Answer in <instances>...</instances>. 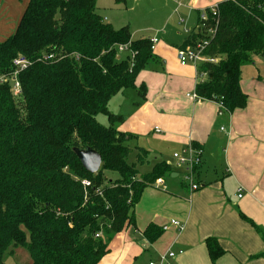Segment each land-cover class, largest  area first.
Listing matches in <instances>:
<instances>
[{
  "label": "trees",
  "instance_id": "1",
  "mask_svg": "<svg viewBox=\"0 0 264 264\" xmlns=\"http://www.w3.org/2000/svg\"><path fill=\"white\" fill-rule=\"evenodd\" d=\"M27 1L14 34L0 42V75L11 72L18 57L29 62L18 75L20 99L11 83L0 84V264L19 248L30 264H100L114 237L135 226L144 190L174 173L164 162L140 173L149 162L141 147L129 163L135 137L117 129L125 118L109 109L116 96L131 90L146 99V86L137 87L136 80L154 59L152 43L132 40L127 26L106 23L98 0ZM206 15L216 33L204 56L217 62L198 65L196 96L230 112L245 109L241 69L264 56V0H227L218 5L217 17L211 10ZM205 38L198 32L180 49ZM121 45H129L131 57L120 56ZM87 148L102 157L97 174L87 172L74 153ZM162 234L155 225L144 231L150 243ZM206 246L212 263L225 253L214 238Z\"/></svg>",
  "mask_w": 264,
  "mask_h": 264
},
{
  "label": "crops",
  "instance_id": "2",
  "mask_svg": "<svg viewBox=\"0 0 264 264\" xmlns=\"http://www.w3.org/2000/svg\"><path fill=\"white\" fill-rule=\"evenodd\" d=\"M135 1L147 7V22L152 23L138 33L153 36L136 38L131 33L132 40L158 39L154 59L136 80L137 87L146 86V99L141 101L131 90L129 97L116 96L109 109L125 118L117 129L135 137L132 149L142 145L149 154L159 155L161 160L151 169L164 162L174 173L144 190L135 226L114 237L100 264H137L141 255L149 264L167 252L176 255L166 264H264V59L255 56L241 69L245 109L230 112L214 101L194 99L198 67L182 66L178 52L197 34L200 16L227 0ZM27 3L0 0V42L14 34ZM189 147L202 151V164L194 173L197 191L172 157ZM150 225L163 229L154 243L144 236ZM208 238L216 239L225 252L215 263L208 254Z\"/></svg>",
  "mask_w": 264,
  "mask_h": 264
},
{
  "label": "built area",
  "instance_id": "3",
  "mask_svg": "<svg viewBox=\"0 0 264 264\" xmlns=\"http://www.w3.org/2000/svg\"><path fill=\"white\" fill-rule=\"evenodd\" d=\"M181 5V4H179ZM211 12L213 13L214 17H217L218 15V5L213 7L211 9ZM204 32L206 33V38L203 42L197 44L195 47H188L183 50H179L178 52V58L180 61V64L182 66H185L189 63H192L198 67L199 64L203 62H211V63H216L217 59L215 58H210L204 56V51L206 48L209 46V41L213 39L216 33V28H210L207 25V15L206 12L203 13L200 16V23L198 25V32ZM150 42L152 43V51L155 50V45L158 42L157 38L150 39ZM129 50V45H121L118 47V52H124ZM264 59V56H263ZM29 62L23 57H18L13 60L12 62V69L11 72L5 75H0V84H6V83H11V92L13 93L14 97L16 99H20L22 96V91H21V85L18 79V75L21 73V71H24L28 68ZM189 96V95H188ZM194 99H198L196 95H194ZM222 107V105L220 104ZM173 159L177 163L178 167H181L184 169V180L191 184L192 190L197 191L198 186L194 185V173L195 170L202 164V151L200 149H196L194 147H189L185 151L181 153H175L173 155ZM83 186L85 188L90 186V182L88 181H83L82 182ZM163 184V179H158L156 181V185H161ZM243 189L239 190V193H242ZM239 197H242V194L239 195ZM173 224L179 228H181V225L178 222H173ZM174 252H167L163 254L160 259L156 262H150L149 264H166L168 263V260L171 258L175 257Z\"/></svg>",
  "mask_w": 264,
  "mask_h": 264
},
{
  "label": "rangeland",
  "instance_id": "4",
  "mask_svg": "<svg viewBox=\"0 0 264 264\" xmlns=\"http://www.w3.org/2000/svg\"><path fill=\"white\" fill-rule=\"evenodd\" d=\"M126 2V4H125ZM123 2L122 5L116 4L115 0H99L98 3V12L101 14V16L106 17L109 20V23L112 24L115 28L121 29L123 27H128L130 32L133 34V37L139 38L140 36H150L152 37L153 32H145V33H138L139 31L149 28L152 26V23L147 22V17H146V12H147V7L142 6L141 3L135 1V0H126ZM120 5V6H117ZM2 40V38H1ZM131 52L129 50L120 52V56L123 57L124 59L127 57H131ZM179 60V58H178ZM180 62V61H179ZM192 64V63H189ZM130 92V91H129ZM128 94V92H127ZM129 97V94L126 95ZM114 101L112 100L110 102V107L113 105ZM111 109V108H110ZM113 112V111H112ZM114 114V113H113ZM99 121L107 125V118L105 116H99ZM121 126V125H120ZM135 143V141H132ZM130 143V145L132 144ZM141 145V144H140ZM142 146V145H141ZM140 146V147H141ZM172 152V151H171ZM181 153V152H180ZM149 164L150 165H145L143 167H140V173H147L151 170V166L154 164L155 160L157 159L160 161L161 159L153 155L149 154ZM174 155V153H173ZM172 155V157H173ZM135 156L136 152L133 149L132 154L129 156V163H135ZM106 176L108 178L116 179L119 176L113 173H106ZM29 256L27 252L19 248L16 250L15 254L13 257H9L5 264H30ZM137 264H148V260L145 256H139V259L137 261Z\"/></svg>",
  "mask_w": 264,
  "mask_h": 264
},
{
  "label": "water",
  "instance_id": "5",
  "mask_svg": "<svg viewBox=\"0 0 264 264\" xmlns=\"http://www.w3.org/2000/svg\"><path fill=\"white\" fill-rule=\"evenodd\" d=\"M74 153L81 162L83 168L91 173L97 174L102 167V157L98 152L90 148L74 149Z\"/></svg>",
  "mask_w": 264,
  "mask_h": 264
}]
</instances>
